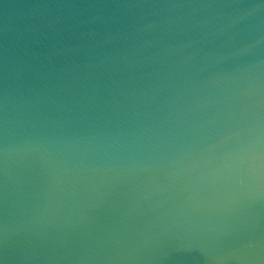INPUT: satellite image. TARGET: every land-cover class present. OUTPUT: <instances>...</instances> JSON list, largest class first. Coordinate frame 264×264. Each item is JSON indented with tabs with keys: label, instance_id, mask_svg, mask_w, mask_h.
Returning a JSON list of instances; mask_svg holds the SVG:
<instances>
[{
	"label": "water",
	"instance_id": "obj_1",
	"mask_svg": "<svg viewBox=\"0 0 264 264\" xmlns=\"http://www.w3.org/2000/svg\"><path fill=\"white\" fill-rule=\"evenodd\" d=\"M0 264H264V0H0Z\"/></svg>",
	"mask_w": 264,
	"mask_h": 264
}]
</instances>
